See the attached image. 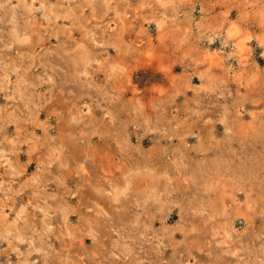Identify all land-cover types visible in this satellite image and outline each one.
<instances>
[{"label": "rangeland", "instance_id": "obj_1", "mask_svg": "<svg viewBox=\"0 0 264 264\" xmlns=\"http://www.w3.org/2000/svg\"><path fill=\"white\" fill-rule=\"evenodd\" d=\"M0 264H264V0H0Z\"/></svg>", "mask_w": 264, "mask_h": 264}]
</instances>
